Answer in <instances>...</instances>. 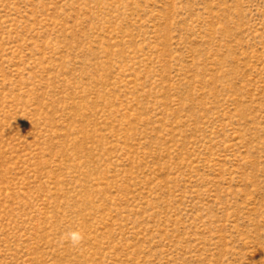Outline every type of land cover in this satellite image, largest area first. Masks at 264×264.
<instances>
[{"label": "rangeland", "instance_id": "obj_1", "mask_svg": "<svg viewBox=\"0 0 264 264\" xmlns=\"http://www.w3.org/2000/svg\"><path fill=\"white\" fill-rule=\"evenodd\" d=\"M0 264H264V0H0Z\"/></svg>", "mask_w": 264, "mask_h": 264}, {"label": "clouds", "instance_id": "obj_2", "mask_svg": "<svg viewBox=\"0 0 264 264\" xmlns=\"http://www.w3.org/2000/svg\"><path fill=\"white\" fill-rule=\"evenodd\" d=\"M63 239L70 242L73 246H77L84 240V234L81 230L77 229L66 233Z\"/></svg>", "mask_w": 264, "mask_h": 264}]
</instances>
